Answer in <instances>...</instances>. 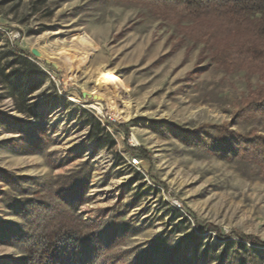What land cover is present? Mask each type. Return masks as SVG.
<instances>
[{
    "label": "rangeland",
    "instance_id": "374dc122",
    "mask_svg": "<svg viewBox=\"0 0 264 264\" xmlns=\"http://www.w3.org/2000/svg\"><path fill=\"white\" fill-rule=\"evenodd\" d=\"M182 39L136 0H0V264H26L27 234L58 215L98 233L101 264H264L247 153L264 123L241 103L261 81ZM21 55L42 72L29 96L6 78Z\"/></svg>",
    "mask_w": 264,
    "mask_h": 264
},
{
    "label": "trees",
    "instance_id": "16d2710c",
    "mask_svg": "<svg viewBox=\"0 0 264 264\" xmlns=\"http://www.w3.org/2000/svg\"><path fill=\"white\" fill-rule=\"evenodd\" d=\"M136 1L151 17L174 26L183 37L182 41L201 46L200 60L208 59L215 69L226 74L244 72L258 76L261 85L242 99V111L244 116L259 115L264 123V0ZM18 61L23 72L13 71L6 78L28 77L25 86H14L12 91L29 96L40 87L31 75L42 72L22 55ZM94 126L105 132L99 121H95ZM254 138L248 143L253 147L247 149V153L250 152L249 157L254 162L258 160L256 162L262 170L264 137ZM78 222L74 215L43 216L37 227L39 233L26 236V264H101L98 263L102 250L98 233L82 235ZM242 240L249 238L243 237ZM170 260L169 264H174L172 258Z\"/></svg>",
    "mask_w": 264,
    "mask_h": 264
},
{
    "label": "bare ground",
    "instance_id": "6f19581e",
    "mask_svg": "<svg viewBox=\"0 0 264 264\" xmlns=\"http://www.w3.org/2000/svg\"><path fill=\"white\" fill-rule=\"evenodd\" d=\"M113 84H115V83L112 80H110L109 78H106L104 80V83H102L103 87L101 89L100 96L103 99H107L109 103H115V99L117 98V96L115 97V95H116L115 94V89L113 90V89L109 88L110 85H113Z\"/></svg>",
    "mask_w": 264,
    "mask_h": 264
},
{
    "label": "water",
    "instance_id": "95a60500",
    "mask_svg": "<svg viewBox=\"0 0 264 264\" xmlns=\"http://www.w3.org/2000/svg\"><path fill=\"white\" fill-rule=\"evenodd\" d=\"M49 63H47V65H48Z\"/></svg>",
    "mask_w": 264,
    "mask_h": 264
}]
</instances>
